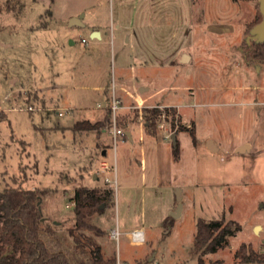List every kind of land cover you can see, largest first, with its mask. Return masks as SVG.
<instances>
[{
    "label": "rangeland",
    "instance_id": "obj_1",
    "mask_svg": "<svg viewBox=\"0 0 264 264\" xmlns=\"http://www.w3.org/2000/svg\"><path fill=\"white\" fill-rule=\"evenodd\" d=\"M261 19L259 0H0V191L47 190L42 215L67 232L80 186L113 190L93 223L118 264H233L242 244L264 253V62L246 44ZM113 99L116 121L111 110L105 130L74 133L105 122ZM159 106L176 110L175 126L160 117L152 137L134 111ZM161 124L196 126V145L178 133L177 162ZM223 218L241 231L193 256L198 221ZM138 229L141 244L127 234Z\"/></svg>",
    "mask_w": 264,
    "mask_h": 264
},
{
    "label": "trees",
    "instance_id": "obj_2",
    "mask_svg": "<svg viewBox=\"0 0 264 264\" xmlns=\"http://www.w3.org/2000/svg\"><path fill=\"white\" fill-rule=\"evenodd\" d=\"M247 50L251 59L264 62V43L247 44ZM110 113L111 109H108L109 117L105 122L79 121L72 130L74 133H100L105 130V123L111 124ZM134 113L135 118L145 121L146 134L152 137H156L157 122L164 113L171 114L172 126H175L176 110L172 108L144 107ZM179 132H188L193 143H197L195 126L181 125L174 133ZM172 152L177 162L180 159L179 140ZM46 191L20 187H6L0 191V264H118L117 255L109 256L99 242L100 238L107 237L106 231L93 223L94 217L104 212L102 206L108 208L113 204V190L80 186L72 199L75 224L67 232H62L61 225L43 217L41 201ZM173 224V218L164 221L165 227ZM241 229L238 222L226 218L212 222L200 219L192 255L202 257L225 249L230 238ZM233 264H264V253L242 244L235 253Z\"/></svg>",
    "mask_w": 264,
    "mask_h": 264
},
{
    "label": "water",
    "instance_id": "obj_3",
    "mask_svg": "<svg viewBox=\"0 0 264 264\" xmlns=\"http://www.w3.org/2000/svg\"><path fill=\"white\" fill-rule=\"evenodd\" d=\"M259 12L261 14L262 20L257 23V25H255L253 28H251L249 30V36L246 38V43L248 45L255 43L257 44H263L264 43V0H259ZM84 17V15H81L80 17H74V19L71 20V25L74 26V24H82L81 19ZM92 38H97V39H101L100 38V33L97 31H93L91 34ZM188 60L187 57L184 58V61L186 62ZM125 136L128 137V139L130 141H133V136H131V133L129 131L125 132ZM172 142H173V147L177 146L178 143V138L177 135L175 133H172ZM246 147H242L239 149V152H244ZM209 150L215 151V149L213 148V146L211 145V141H210V145H209ZM104 206L101 207V209H103ZM175 218V216H173ZM44 221V220H42Z\"/></svg>",
    "mask_w": 264,
    "mask_h": 264
},
{
    "label": "built area",
    "instance_id": "obj_4",
    "mask_svg": "<svg viewBox=\"0 0 264 264\" xmlns=\"http://www.w3.org/2000/svg\"><path fill=\"white\" fill-rule=\"evenodd\" d=\"M112 107H110L111 108V110H112V112H113V116H114V120H115V113L117 112V110H118V103L116 102V100H114L113 99V102H112ZM29 110H33V107H30L29 108ZM58 115L59 116H62L63 115V113L62 112H60V113H58ZM168 117V115L166 114V113H164V114H162L161 115V118H163V119H166ZM116 121V120H115ZM160 130L161 131H164L165 129H164V126H163V124H161L160 125ZM165 132V135H166V137L167 138H170L171 139V137H172V134H170L169 132H167V131H164ZM113 133H114V136H118V135H120V136H122V137H126L125 136V133L122 131V130H118V129H115L114 131H113ZM104 166V168H107V165L106 164H104L103 165ZM120 235V233H119V231L118 230H112V233H111V237H110V239H119V236ZM130 236L132 237V241L134 242V243H137V244H141V243H143L144 242V239H145V237L143 236V232H141V231H132L131 233H130Z\"/></svg>",
    "mask_w": 264,
    "mask_h": 264
},
{
    "label": "crops",
    "instance_id": "obj_5",
    "mask_svg": "<svg viewBox=\"0 0 264 264\" xmlns=\"http://www.w3.org/2000/svg\"><path fill=\"white\" fill-rule=\"evenodd\" d=\"M100 38H101V35H100ZM185 57H187V56H185ZM188 58V57H187ZM145 87H143L142 89H144ZM146 89V88H145ZM195 128H196V126H195ZM132 135V134H131ZM166 137V136H165ZM177 138H178V134H177ZM165 139H167V138H165ZM196 145V144H195ZM211 145L213 146V148L215 149V150H217V147L211 142ZM244 147H246L245 148V150L247 151V150H249L250 149V144H248V143H245L244 145H243ZM237 150H239L240 148H242V145H240V146H237ZM103 154L104 155H106L104 152H103ZM180 191V193H182V191L181 190H179ZM180 196H181V194H180ZM178 214L179 213H177V212H174V211H172V215L174 216V215H176V216H178ZM177 219V218H176ZM254 229V228H253ZM132 231H141V230H129V232H127V234H129L130 232H132ZM141 232H143V231H141Z\"/></svg>",
    "mask_w": 264,
    "mask_h": 264
}]
</instances>
